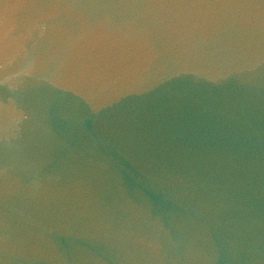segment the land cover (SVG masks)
<instances>
[{
	"label": "water",
	"instance_id": "1",
	"mask_svg": "<svg viewBox=\"0 0 264 264\" xmlns=\"http://www.w3.org/2000/svg\"><path fill=\"white\" fill-rule=\"evenodd\" d=\"M0 264H264V0H0Z\"/></svg>",
	"mask_w": 264,
	"mask_h": 264
}]
</instances>
